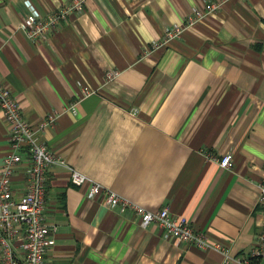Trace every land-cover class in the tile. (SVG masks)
<instances>
[{"label": "crops", "instance_id": "obj_1", "mask_svg": "<svg viewBox=\"0 0 264 264\" xmlns=\"http://www.w3.org/2000/svg\"><path fill=\"white\" fill-rule=\"evenodd\" d=\"M68 1L0 0V84L75 170L144 209L185 217L229 258L87 197L52 165L44 214L55 228L44 260L239 264L264 229V0H83L43 37L25 36L24 16ZM205 1L219 5L164 39ZM107 69L117 74L105 79ZM47 114L52 122L40 126ZM7 138L0 111V164ZM224 153L228 167L217 163ZM26 164L12 168L15 192Z\"/></svg>", "mask_w": 264, "mask_h": 264}, {"label": "built area", "instance_id": "obj_2", "mask_svg": "<svg viewBox=\"0 0 264 264\" xmlns=\"http://www.w3.org/2000/svg\"><path fill=\"white\" fill-rule=\"evenodd\" d=\"M83 0H69L58 9L45 15L28 14L20 22V28L28 38L43 37L64 18L69 10H79ZM217 1H205L201 6H194L182 24L164 30L163 37L171 38L178 34L183 25L191 24L207 12L217 9ZM117 74L114 69L104 71L108 79ZM0 111L8 127L9 150L1 158L0 164V264H49L44 260V252L52 241L54 224L47 222L44 214L46 172L52 165L63 167L71 184L84 185L86 196L94 198L101 195L103 203L118 212H131L137 216L139 224L155 223L165 237H174L188 244L201 248L218 249L226 261L227 249L210 241L201 232L194 229L189 220L171 214L166 207L147 210L104 188L101 184L75 170L64 158L53 153L44 142L37 138V126L27 122L20 111L18 103L8 87L0 84ZM52 122L51 114L45 115L40 126ZM230 154L218 156L221 167L230 165ZM26 160L24 170L25 187L14 191L10 187L13 166ZM258 202L264 204V187L259 190ZM18 239L19 255L14 250ZM264 259V229L250 248L249 255L238 260L239 264H260L257 259Z\"/></svg>", "mask_w": 264, "mask_h": 264}]
</instances>
